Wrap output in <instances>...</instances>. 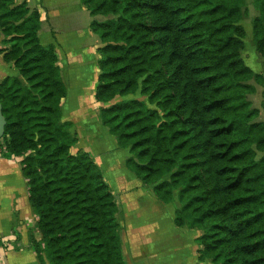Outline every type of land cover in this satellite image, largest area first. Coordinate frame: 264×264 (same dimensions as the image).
Returning <instances> with one entry per match:
<instances>
[{
  "label": "trees",
  "instance_id": "obj_1",
  "mask_svg": "<svg viewBox=\"0 0 264 264\" xmlns=\"http://www.w3.org/2000/svg\"><path fill=\"white\" fill-rule=\"evenodd\" d=\"M80 1L101 42L94 99L124 97L98 119L127 149L125 167L161 203L177 199L176 226L202 230L199 262L264 264V122L246 99L263 77L241 58L245 0ZM253 5L264 59V0ZM40 25L35 8L0 0V54L19 72L0 81V155L20 158L28 244L37 264H127L114 195L62 120L66 86Z\"/></svg>",
  "mask_w": 264,
  "mask_h": 264
},
{
  "label": "crops",
  "instance_id": "obj_2",
  "mask_svg": "<svg viewBox=\"0 0 264 264\" xmlns=\"http://www.w3.org/2000/svg\"><path fill=\"white\" fill-rule=\"evenodd\" d=\"M58 1L59 0H14V3L19 4L24 2L29 8H35L39 13L41 21L38 31L39 41L42 45L52 44L54 46L61 77L66 86V95L61 100L62 120L71 122V131L77 136L76 148H81L89 153L92 159L100 166L104 179L109 185L116 203L118 202L119 211L117 215L122 211L123 221H121V226L127 223L129 214L132 215V220H130V222H135L134 220L138 218L145 219L147 217V211L144 207L147 201L142 199V195L148 192L147 196L151 201L154 200L153 198L157 199V197L154 195L150 185L142 183L125 167L124 161L128 155L127 149L118 148L114 136L108 132L107 128L102 125L98 119V108L101 106V103L96 102L94 99V88L96 76L98 74V70H95V65L96 69H98L96 61V59H98V53L96 49L98 46H101V42L98 36L89 28L91 16L80 0H68L67 3H64L66 6L65 8L56 9L58 6L55 4ZM82 8H84L88 17V30L85 29V27H83L82 30L85 31L87 37L92 39L83 47L84 50L79 46L81 39L77 35V29L73 28V26H75L74 15L81 11ZM99 17L102 16H97L98 19ZM98 40L100 45H98ZM95 43L97 45L92 49L91 45ZM85 50L88 53H86ZM88 54L93 57L92 60L95 64H93V67L91 65V91L84 94L85 85L81 84L82 82L79 81L84 79L83 76L85 72L83 69H86L85 64H82L91 62L88 61V59L91 60L92 57L90 58ZM75 58H80L77 62H81L82 64L76 68L69 67V64H73ZM65 67H67L66 70ZM17 76H19L18 70L11 62H5L2 58V54H0V81L5 77ZM84 96V99H87L84 102L86 110L84 112H79V110H77L78 108L73 110V100L77 97L83 98ZM74 114H78V116ZM75 117H79L77 121L80 123L79 126L74 120ZM114 152L117 153L115 154ZM118 154L121 155L120 157L122 159L119 165L115 161ZM19 161L20 158L18 157L6 159L0 155L1 264H37L34 251L27 241V229L25 227H18V231H16L17 221L13 214L16 208L20 210L17 205L18 201L21 200L22 194L25 198L24 213H27L28 210L31 211L29 204L26 202V178L21 173ZM149 191H151L153 195H151ZM116 195H118V198H116ZM154 205L157 207L159 204L156 201ZM131 225L133 226V223ZM131 225L129 226L131 227ZM153 225L157 227V223H153ZM183 228L185 227L172 229L171 231H176L172 236L178 238L179 235H182L183 232L181 233V230H183ZM17 235L20 236V240L18 243H14ZM164 235L165 233L161 230H157L156 237L135 234L134 236L137 243L141 245H131V247L125 245L124 237L122 236V251L127 264H211L209 260L203 262L198 261L197 252L200 246L197 243L196 245H169L171 241H166L165 238H163ZM183 235L186 234L184 233ZM182 238L183 237L178 239L181 240ZM156 240L158 243H162V245H148L151 241ZM192 241V243L196 242L195 240ZM160 248H165L163 250L164 252L161 254L157 252V249ZM22 258H27V262L23 261Z\"/></svg>",
  "mask_w": 264,
  "mask_h": 264
},
{
  "label": "rangeland",
  "instance_id": "obj_3",
  "mask_svg": "<svg viewBox=\"0 0 264 264\" xmlns=\"http://www.w3.org/2000/svg\"><path fill=\"white\" fill-rule=\"evenodd\" d=\"M67 1L68 0H64V1L59 0L55 4L56 6H58V8H56V9L65 8L66 6L64 3H67ZM257 15H258V11L255 9V7L253 5V0H245L244 6L242 8V15H241V18L239 19V24H241L245 30V37L243 39L244 47H243V49H241V58L243 59L245 65L247 67H249L254 73H258L263 77V83H260V84H258L254 78H251L247 81L248 84H250L254 87V92L248 94L246 96V99L250 102V104L253 108H256L258 110L257 116L253 120L255 122H264V101H263V97H264V59H262L258 55V53L255 50L254 44L252 42V20ZM74 16H75V18H74L75 19V26H73V28L77 29V35L81 39L79 46L83 48L86 46L87 42H90L92 40L91 38L87 37L86 36L87 34L85 33V31L82 30L83 27H85V29L88 30V26H87L88 25V22H87L88 17L86 15L84 8H82L81 11L77 12ZM103 18H104L103 16L99 17V19H103ZM72 21H71V24H72ZM93 37H94V35H93ZM95 45H97V44L95 43V44L91 45L92 49L95 48ZM98 45H100L99 40H98ZM83 50H84V48H83ZM85 52H86V50H85ZM86 53H88V52H86ZM91 57L92 56H90V58ZM78 59H80V58H75L73 60V64H69V67H71V68L75 67L76 68V67L80 66L82 63L77 62ZM92 59H93V57L91 58V60L88 59V61H91L90 63H83L82 64V65L85 64L86 69H83L85 72V74L83 76L84 79L80 80L79 82H82L81 84L85 85L84 86L85 87L84 94L91 91V87H90V85H91V78H90L91 65L93 67V64H95V62ZM96 61H97V59H96ZM66 68L67 67H65V70H66ZM95 70L96 71L98 70V69H96V65H95ZM130 96L131 95H127L126 97H130ZM133 97H140V98L145 99V97L138 95V93L135 94ZM84 98H85V96L83 98L82 97L75 98L73 100L74 105H72V109L75 110L76 108H78L77 110H79V112H81V111L84 112L86 110V106H85L84 102L87 100V99L85 100ZM122 98H124V97L116 96L111 101H109L107 103H102L101 106H109V105L121 100ZM77 104H78V106H77ZM74 115L78 116V114H74ZM78 119H79V117L78 118L75 117L74 120L79 126L80 123L77 122ZM75 149L73 148L72 151L74 152ZM114 153L116 154L117 152H114ZM262 155H264V152H259V151L256 152L257 158H259ZM120 156L121 155L118 154L116 156V159H115V161L118 165H119V163H121V160H122ZM25 192H26V190H25ZM147 193L148 192H145L142 195V199H145L147 201V203L145 204V207H144V209H146V211H147V215H146L147 217L145 219L138 218V219L134 220L135 222H130V220H132L131 219L132 215L129 214V217H127V223H125L123 226H121V221H123L122 211L116 216L117 221H118L119 226H120L119 233H120L121 239H122V236L124 237L125 245L128 247H131V245H141V244L137 243L136 238L134 236L135 234H142L143 236H148V237H156L157 230H161L163 233H165L163 238H165L166 241H171V244H169V245H196V242L192 243L193 242L192 240H195L196 237H198L199 235L202 234V230L199 228H189L187 226H184L185 228H183V230H181V233L183 232L182 235L178 236V238L183 237L181 240H179L177 237L172 236V234L176 231L175 230L171 231V230L178 228L173 224L174 211L179 207V203H178L177 199L175 198L172 203L164 204V203H161L156 198H153L154 200L151 201L149 199V197L147 196ZM149 193L151 195H153L151 191H149ZM117 196L118 195H116V198H118ZM25 197H26V194H25ZM24 201H25V198H24V195L22 194L21 200L18 201V205H17L20 208V210L16 208L13 211V214H14L16 221H17L16 231H18V227H22V228L25 227L26 229H28V228H33L35 225V221H36L35 215L29 210L27 213H24ZM156 201L159 204L157 207H156V205H154V203H156ZM26 202H27V198H26ZM118 211H119V209H118ZM132 223H133V226L131 225ZM153 223H157V227H154ZM129 225H131V227ZM158 227H159V229H158ZM184 233L186 235H183ZM35 234L37 237L40 236L37 230H35ZM19 240H20V236L17 235V238L14 240L15 241L14 243H18ZM148 245H162V243H158L156 240V241H151ZM164 249L165 248L157 249L158 250L157 252L161 254L162 252H164L163 251ZM22 260L27 262L26 261L27 258H22ZM211 264H213V263H211Z\"/></svg>",
  "mask_w": 264,
  "mask_h": 264
},
{
  "label": "water",
  "instance_id": "obj_4",
  "mask_svg": "<svg viewBox=\"0 0 264 264\" xmlns=\"http://www.w3.org/2000/svg\"><path fill=\"white\" fill-rule=\"evenodd\" d=\"M5 123H6V120H5V117H4L3 113H2V106H1V103H0V139L3 136V134H4Z\"/></svg>",
  "mask_w": 264,
  "mask_h": 264
}]
</instances>
